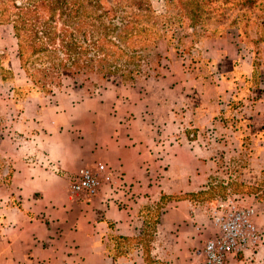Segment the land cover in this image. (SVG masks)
<instances>
[{"label": "crops", "instance_id": "0c3cea01", "mask_svg": "<svg viewBox=\"0 0 264 264\" xmlns=\"http://www.w3.org/2000/svg\"><path fill=\"white\" fill-rule=\"evenodd\" d=\"M224 45L199 51L231 70L234 47L231 42ZM262 89L254 108L262 116L255 118L256 124L264 127V83ZM200 92L194 85L185 91L179 88V100L171 106L179 105L188 116L163 119L173 133L160 137L151 133L147 115L134 100L124 123L122 115L104 111L101 100L74 102L59 95L54 104L41 108L22 102L18 122L22 136L12 149L1 151L6 166L0 171V264H182V257L173 253L188 252L184 245L190 236L205 241L213 234L212 227L184 223L189 202L176 201L161 215L146 248L141 210L158 201L160 192L195 193L207 182L204 163L197 159L204 149L181 131L183 126L215 121L211 115H193L194 104L186 102L185 93ZM261 141L264 145V136ZM178 156L184 158V166H175ZM97 163L111 170L112 183L91 197H69L70 179L79 169ZM166 163L169 167L156 180L154 171ZM253 222L261 232L260 245L243 253L249 260L234 256L226 264H264V199L254 205Z\"/></svg>", "mask_w": 264, "mask_h": 264}, {"label": "rangeland", "instance_id": "374dc122", "mask_svg": "<svg viewBox=\"0 0 264 264\" xmlns=\"http://www.w3.org/2000/svg\"><path fill=\"white\" fill-rule=\"evenodd\" d=\"M145 1L148 19L144 24L154 39L148 42L149 64L141 67V74L132 83L91 79V83L81 85L77 80L74 83L64 79L52 93L40 92L31 87L19 66L11 29L0 26V171L6 166L1 151L12 149L22 136L18 132L22 102L41 108L54 104L59 95L74 102L101 100L107 107L104 111L114 117L122 115L120 122L124 123L134 100V106L147 115L151 133L160 137L165 132L173 133L163 119L167 122L175 118L173 114L188 116L179 105H171L179 100L180 87L185 91L194 85L202 90L200 94L185 93L186 102L193 103L196 109L193 115H211L215 121L183 126L181 131L186 139L204 149L197 159L204 163L207 182L195 193L160 192L158 201L143 207L141 215L146 218V226L142 240L147 248L153 242L152 231L156 232L161 215L172 210L176 201L189 202L184 209L189 218L184 223L206 229L212 227V212L226 196H234L253 210L255 203L264 199V127L256 124L255 118L262 116L254 108L264 83V0H190L191 4L186 3L188 0ZM119 7L120 14L135 10L125 1ZM229 42L236 58L231 70L200 54L199 48H225ZM156 55L159 66L153 71L148 68H153ZM243 70H250V74L246 76ZM177 159L176 165L173 159L175 166L185 165L184 158ZM168 167L167 163L157 167L156 180ZM190 237L191 241H184L188 252L173 255L181 256L182 264H200V247L205 238ZM242 255L235 259L249 260Z\"/></svg>", "mask_w": 264, "mask_h": 264}, {"label": "trees", "instance_id": "16d2710c", "mask_svg": "<svg viewBox=\"0 0 264 264\" xmlns=\"http://www.w3.org/2000/svg\"><path fill=\"white\" fill-rule=\"evenodd\" d=\"M123 1L134 12L120 14ZM147 12L145 0H0V26L11 29L31 87L49 94L64 79L132 83L149 64Z\"/></svg>", "mask_w": 264, "mask_h": 264}, {"label": "built area", "instance_id": "2783aa9c", "mask_svg": "<svg viewBox=\"0 0 264 264\" xmlns=\"http://www.w3.org/2000/svg\"><path fill=\"white\" fill-rule=\"evenodd\" d=\"M114 176L104 164L79 169L70 179L66 193L69 197H91L102 185L111 184ZM254 210L237 198L225 197L212 212L213 234L201 248L200 264H226L229 258L256 249L261 232L253 222Z\"/></svg>", "mask_w": 264, "mask_h": 264}]
</instances>
